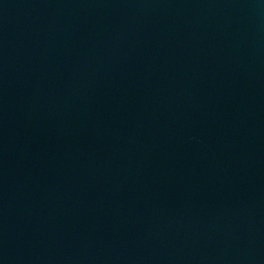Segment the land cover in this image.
I'll list each match as a JSON object with an SVG mask.
<instances>
[{
    "label": "water",
    "instance_id": "95a60500",
    "mask_svg": "<svg viewBox=\"0 0 264 264\" xmlns=\"http://www.w3.org/2000/svg\"><path fill=\"white\" fill-rule=\"evenodd\" d=\"M0 264H264V0H0Z\"/></svg>",
    "mask_w": 264,
    "mask_h": 264
}]
</instances>
